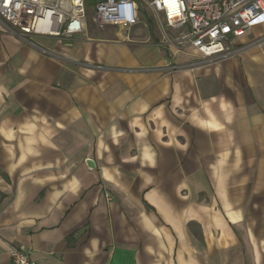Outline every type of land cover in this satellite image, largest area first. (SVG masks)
<instances>
[{
    "label": "crops",
    "instance_id": "1",
    "mask_svg": "<svg viewBox=\"0 0 264 264\" xmlns=\"http://www.w3.org/2000/svg\"><path fill=\"white\" fill-rule=\"evenodd\" d=\"M139 25L0 19V264H264V25L210 62Z\"/></svg>",
    "mask_w": 264,
    "mask_h": 264
},
{
    "label": "built area",
    "instance_id": "2",
    "mask_svg": "<svg viewBox=\"0 0 264 264\" xmlns=\"http://www.w3.org/2000/svg\"><path fill=\"white\" fill-rule=\"evenodd\" d=\"M90 9L98 28L122 30L138 26L149 9L165 44L203 62L232 56L234 39L264 25V0H0V19L27 44L43 37L68 41L87 32ZM9 254L12 264H35L16 247Z\"/></svg>",
    "mask_w": 264,
    "mask_h": 264
},
{
    "label": "rangeland",
    "instance_id": "3",
    "mask_svg": "<svg viewBox=\"0 0 264 264\" xmlns=\"http://www.w3.org/2000/svg\"><path fill=\"white\" fill-rule=\"evenodd\" d=\"M93 14H94L93 9H90L89 10V23L91 24V28L90 29H94L95 28V26L92 23ZM145 24H147L148 28L153 33H155L156 35H161L160 25H159L157 19H155V17L153 16V13L149 9H147V10L144 9L142 11V13H141V23H140L141 28H144Z\"/></svg>",
    "mask_w": 264,
    "mask_h": 264
},
{
    "label": "water",
    "instance_id": "4",
    "mask_svg": "<svg viewBox=\"0 0 264 264\" xmlns=\"http://www.w3.org/2000/svg\"><path fill=\"white\" fill-rule=\"evenodd\" d=\"M87 165L90 169H94L95 168V163L92 160H87Z\"/></svg>",
    "mask_w": 264,
    "mask_h": 264
}]
</instances>
